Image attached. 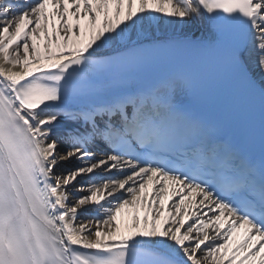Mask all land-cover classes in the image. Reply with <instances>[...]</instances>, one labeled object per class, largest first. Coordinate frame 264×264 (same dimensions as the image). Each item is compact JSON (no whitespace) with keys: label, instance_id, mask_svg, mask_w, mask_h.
Instances as JSON below:
<instances>
[{"label":"snow or ice","instance_id":"1","mask_svg":"<svg viewBox=\"0 0 264 264\" xmlns=\"http://www.w3.org/2000/svg\"><path fill=\"white\" fill-rule=\"evenodd\" d=\"M0 264H264V0H0Z\"/></svg>","mask_w":264,"mask_h":264},{"label":"bare ground","instance_id":"2","mask_svg":"<svg viewBox=\"0 0 264 264\" xmlns=\"http://www.w3.org/2000/svg\"><path fill=\"white\" fill-rule=\"evenodd\" d=\"M203 32V28L199 25V23L192 28L190 35H194V37H199ZM61 151H63V146L61 147ZM65 167H68L69 165L65 164Z\"/></svg>","mask_w":264,"mask_h":264}]
</instances>
